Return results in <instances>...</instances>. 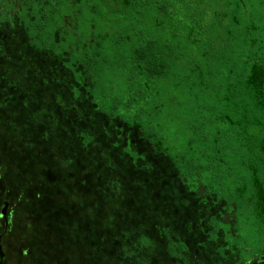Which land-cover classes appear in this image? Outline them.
<instances>
[{
    "label": "trees",
    "instance_id": "trees-1",
    "mask_svg": "<svg viewBox=\"0 0 264 264\" xmlns=\"http://www.w3.org/2000/svg\"><path fill=\"white\" fill-rule=\"evenodd\" d=\"M243 5L239 0H0V59L9 58L6 42L20 28L30 49L67 70L71 99L65 103L58 96L55 103L77 109L75 122L82 101L106 121L69 131L96 159L69 165L64 179L50 174L39 180L42 189L54 190L52 196L43 191L19 202L31 219L49 208L51 228L58 225L40 257L28 245L24 257L35 264H225L230 254L234 264L264 263V79L262 96L251 83L254 66L264 67L263 28L253 16H242ZM132 134L149 147L150 156L170 162L195 205L177 226L159 222V238L123 211L120 217L107 213L119 166L153 167L134 148ZM23 170L18 163L16 177L21 179ZM214 200L231 214L227 220L204 207ZM237 225L253 228L255 246L237 245ZM34 230L30 244L40 234V228Z\"/></svg>",
    "mask_w": 264,
    "mask_h": 264
},
{
    "label": "rangeland",
    "instance_id": "rangeland-1",
    "mask_svg": "<svg viewBox=\"0 0 264 264\" xmlns=\"http://www.w3.org/2000/svg\"><path fill=\"white\" fill-rule=\"evenodd\" d=\"M13 34L15 37L9 36L5 45L9 58L0 59V161L6 167L2 177L7 186L3 190L14 189L16 192V258L11 260L13 264H35L31 258L23 256L22 250L26 245L31 246L35 252L34 257H40L45 247L44 240L53 237L58 225L55 224L56 228L55 226L54 229L51 228L54 215L49 208L42 207L38 211L39 214L31 219L28 208L19 205V202L27 194L37 198L36 196L43 191L52 196L54 190L51 187L49 190L42 189L44 185H40L39 180L50 174L59 176V180L64 179L69 165L72 166L77 161L90 163L96 159L92 151H84L79 143L70 138L69 131H76V128L92 129L104 125L106 121L82 101L78 103L81 108L79 112H82L79 113L81 119L75 122L77 109L69 107L63 110L61 105L55 103V98L58 96L65 103L71 99L69 89L65 86V82H68L67 70L58 60L42 56L30 49L26 44L25 34L20 28L13 30ZM42 75L49 78L48 83H44ZM59 79L64 81V84L58 83ZM263 79L264 69L254 67L251 83L256 95L262 96ZM9 94H12L13 102L8 101ZM90 115L94 116L92 123L86 120ZM132 136L135 142L134 148L144 153L153 167L137 169L131 163L123 167L119 166V171L114 172L119 183L114 196L112 195L111 204L107 205V213L109 216H116L118 213L120 217L119 212L123 211L122 216H127L132 222L140 221L143 226L145 224L147 228L154 229L152 234L159 238L158 231H155L159 222L166 226H174L183 217V212L192 209L195 205H192L193 200L189 198L186 188L177 180L170 162L160 155L150 156L149 147L139 144L134 137L135 134ZM15 147L16 149L13 150ZM18 163L23 164L24 168V176L21 179L16 177ZM40 173L45 176H41ZM72 194L75 197L79 196L76 186L73 187ZM64 201L71 203L67 199ZM54 202H57V199ZM218 202L209 201L204 207L208 209V213L220 211L226 214L227 209H223L224 204ZM91 205H89L90 211L94 209ZM81 211L82 209H78L77 216L85 219L86 214ZM212 216H206L205 221L208 222L206 226H211ZM229 216L231 214H226L225 219L227 220ZM185 222L182 224L186 225ZM192 225V232L196 234L197 222L193 220ZM37 227L40 228L37 242L30 244L28 240ZM237 227L240 235L237 245L255 246L258 237L253 228L242 229L240 225ZM195 240L194 236L192 241ZM225 264H234L230 254H227ZM235 264L264 263H256L255 260L237 261Z\"/></svg>",
    "mask_w": 264,
    "mask_h": 264
},
{
    "label": "flooded vegetation",
    "instance_id": "flooded-vegetation-1",
    "mask_svg": "<svg viewBox=\"0 0 264 264\" xmlns=\"http://www.w3.org/2000/svg\"><path fill=\"white\" fill-rule=\"evenodd\" d=\"M244 4L241 12L242 16H253L257 28L262 26L264 32V0H239ZM239 13V12H238ZM237 19V17H236ZM251 20V19H250ZM264 44V33L262 34ZM254 67H261L255 65ZM254 70V69H253ZM10 144V142H8ZM16 147L13 149L15 150ZM6 171L5 164L0 161V264H13L11 259L16 258V222H15V190L6 189L2 174ZM9 174V173H8ZM6 179V176H5Z\"/></svg>",
    "mask_w": 264,
    "mask_h": 264
}]
</instances>
